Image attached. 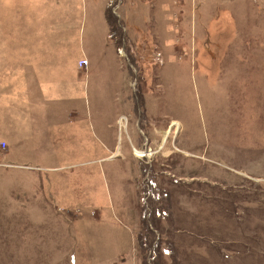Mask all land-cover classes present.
<instances>
[{"label":"rangeland","instance_id":"rangeland-1","mask_svg":"<svg viewBox=\"0 0 264 264\" xmlns=\"http://www.w3.org/2000/svg\"><path fill=\"white\" fill-rule=\"evenodd\" d=\"M0 264H264V0H0Z\"/></svg>","mask_w":264,"mask_h":264},{"label":"built area","instance_id":"built-area-1","mask_svg":"<svg viewBox=\"0 0 264 264\" xmlns=\"http://www.w3.org/2000/svg\"><path fill=\"white\" fill-rule=\"evenodd\" d=\"M89 64V58L88 57H82L79 60V65L80 66H87Z\"/></svg>","mask_w":264,"mask_h":264},{"label":"bare ground","instance_id":"bare-ground-1","mask_svg":"<svg viewBox=\"0 0 264 264\" xmlns=\"http://www.w3.org/2000/svg\"><path fill=\"white\" fill-rule=\"evenodd\" d=\"M176 123H177V122H176ZM165 139H167V138H165ZM173 146H175V145H173ZM136 153H137V155H139V156H148L149 153H150V151L148 152V151H145V150H136Z\"/></svg>","mask_w":264,"mask_h":264},{"label":"trees","instance_id":"trees-1","mask_svg":"<svg viewBox=\"0 0 264 264\" xmlns=\"http://www.w3.org/2000/svg\"><path fill=\"white\" fill-rule=\"evenodd\" d=\"M158 213L160 214V211H158ZM165 251V250H164Z\"/></svg>","mask_w":264,"mask_h":264}]
</instances>
